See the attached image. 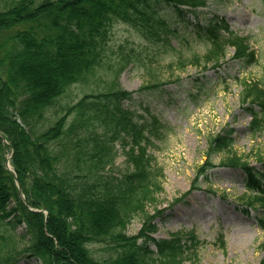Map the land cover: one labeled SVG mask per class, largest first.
Instances as JSON below:
<instances>
[{
	"label": "trees",
	"instance_id": "obj_1",
	"mask_svg": "<svg viewBox=\"0 0 264 264\" xmlns=\"http://www.w3.org/2000/svg\"><path fill=\"white\" fill-rule=\"evenodd\" d=\"M208 1L0 0V264L23 258L40 264H186L187 243L193 247L200 239L193 233L157 239L154 220L162 213H146L158 174L146 157L152 142L147 123L124 106L135 92L120 87L116 75L105 89L85 93L55 113L51 109L72 85L95 78L113 23L124 21L167 39L172 30L158 6L184 16L196 14ZM192 26L211 45L191 60L196 65L220 66L228 48L235 49L233 58L256 62L251 37L232 31L223 17L214 14ZM163 84L143 85L139 91ZM243 92L254 129L264 116V89L246 81ZM233 133L223 129L210 137L197 173L205 176L214 167L213 155L232 150ZM118 139L132 142L127 152L132 168L114 177L107 168ZM8 147L13 171L6 168ZM261 160V170L236 154L221 162L245 172L249 193L240 199L246 213L264 209ZM195 181L192 189L198 187ZM142 214L140 231L130 235L127 226ZM257 223L264 231V214ZM92 244H100L108 257L98 261Z\"/></svg>",
	"mask_w": 264,
	"mask_h": 264
},
{
	"label": "rangeland",
	"instance_id": "obj_2",
	"mask_svg": "<svg viewBox=\"0 0 264 264\" xmlns=\"http://www.w3.org/2000/svg\"><path fill=\"white\" fill-rule=\"evenodd\" d=\"M158 8L172 30L167 39L144 34L124 21L113 23L95 78L72 85L51 112L78 101L85 93L105 89L117 75L120 87L135 92L134 99L125 100L124 106L134 111L136 119L146 121L152 141L146 157L156 169L158 187L146 203V213H162L155 217L154 236L168 239L180 233L186 238L193 233L199 238L196 246L187 243L186 264H260L264 262V231L257 219L264 209L243 211L240 197L249 193L245 172L221 162L236 154L262 169L264 116L253 129L249 103L243 102V84L247 81L264 89V0H209L196 14L184 16L174 15L167 5ZM214 14L223 17L232 31L251 37V47L257 53L255 63L233 58L232 48L220 66L211 63L205 68L191 61L211 46L197 37L192 22L206 21ZM159 82L164 84L157 90L139 91L143 85ZM231 128L232 150L213 155L214 167L205 176L197 173L206 161L210 137ZM130 141L114 142L115 158L107 168L111 176L132 168L127 153ZM4 157L12 169L9 147ZM195 178L198 187L192 189ZM132 219L127 226L130 235L140 231L144 216ZM90 248L98 261L108 257L100 244ZM151 249L156 250L155 246ZM17 264L40 262L23 258Z\"/></svg>",
	"mask_w": 264,
	"mask_h": 264
}]
</instances>
